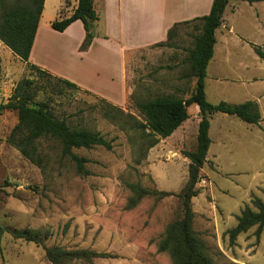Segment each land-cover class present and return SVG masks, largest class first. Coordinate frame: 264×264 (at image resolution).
<instances>
[{"label": "rangeland", "instance_id": "374dc122", "mask_svg": "<svg viewBox=\"0 0 264 264\" xmlns=\"http://www.w3.org/2000/svg\"><path fill=\"white\" fill-rule=\"evenodd\" d=\"M54 8L55 0H47L43 20ZM199 33L192 24L181 25L167 45L128 55L130 95L119 108L133 119L124 116L113 121L105 117L97 95L51 78L38 79L41 90L35 103L47 102L56 116L99 132L111 142V149L74 150L88 160L89 175L79 174L54 140L39 144L44 169L31 163L7 142L18 122L17 112L6 110L0 115V264H51L41 245L12 236V231L25 228L49 230L46 246L90 248L113 255L93 264H173L168 253L159 251L158 242L165 226L179 216L178 198L146 197L136 208L127 209L132 196L128 184L179 193L190 163L183 151L196 148V132L184 141H160L143 156L138 150L141 132L131 124L143 119L138 102L158 95H190L195 79L188 76L189 64L184 59ZM0 50L7 61L0 64V103L6 104L22 79L37 75L21 60L8 56L1 41ZM195 111V106L189 108L191 116ZM221 161L220 168L206 163L201 169L199 194L193 198L194 229L206 242L214 264H264V229L259 239L254 227L234 244L227 234L253 197L264 200L263 147L239 150Z\"/></svg>", "mask_w": 264, "mask_h": 264}, {"label": "trees", "instance_id": "16d2710c", "mask_svg": "<svg viewBox=\"0 0 264 264\" xmlns=\"http://www.w3.org/2000/svg\"><path fill=\"white\" fill-rule=\"evenodd\" d=\"M231 0H213L208 15L198 18L195 30L200 33L194 38V47L189 51L184 62L189 64V77L195 79V85L187 98L171 95H158L153 99L137 103L142 121L131 124L133 129L141 132L143 142L139 151L143 156L149 149L156 146L161 139L170 137L178 127L189 118L187 108L197 105L200 110V121L197 132V144L193 151H183V155L190 160L188 179L179 193L147 188L139 183H129L132 196L128 200L127 209L136 208L144 198L151 197L161 200L165 197L176 196L179 201V216L169 222L164 229L162 238L158 242L160 252L168 253L173 264H214L209 248L194 229L196 212L193 208V198L199 191L201 169L207 162V153L211 144L209 136L210 119L215 113H225L236 116L249 124L261 121L258 104L247 101L241 104L220 102L212 104L207 100L205 80L207 67L213 57L216 43V30L221 26L225 8ZM249 3L264 0H243ZM45 0H0V41L9 48L37 78H24L14 89L8 103H0V115L6 110L16 111L18 122L7 137V142L14 146L21 155L37 167L44 169V157L39 150V144L44 140L58 142L61 154L67 156L76 166L81 175H89L85 164L88 160L74 153L75 149H90L101 146L111 149L112 144L99 132L85 127L73 126L66 118L56 116L47 102L35 103L39 90L38 79L51 78L67 87L77 86L63 78L53 76L49 72L29 62L31 50L35 41L38 24L43 12ZM99 19L93 8V0H78L73 13L66 18L52 22L51 26L57 31H64L70 24L80 20L85 30V40L81 50H87L95 38V22ZM191 22L175 24L168 31V40L155 46H165L172 39L181 25ZM256 53L264 59L263 50L253 45ZM103 111L106 118L116 121L124 116L132 118L121 108L104 99ZM185 105L187 108H185ZM237 224L227 230L229 240L235 243L237 237L256 227L255 235L259 239L264 229V200L258 197L251 199V205H246L236 217ZM15 239H23L41 245L46 260L51 264H73L81 262L93 264L96 259L113 257L107 252H99L90 248L69 249L61 245L46 246L45 241L51 236L49 230L25 228L12 231Z\"/></svg>", "mask_w": 264, "mask_h": 264}, {"label": "crops", "instance_id": "0c3cea01", "mask_svg": "<svg viewBox=\"0 0 264 264\" xmlns=\"http://www.w3.org/2000/svg\"><path fill=\"white\" fill-rule=\"evenodd\" d=\"M46 3L47 0L29 62L123 107L130 95L128 55L166 42L168 31L175 24L191 22L193 27L198 26L197 19L209 14L213 0H93L99 19L95 22V38L87 50H81L86 33L80 20L62 32L51 26L53 21L69 17L78 0H55L54 12L49 10L43 20ZM215 37L205 80L207 100L212 104L254 101L261 121L249 124L225 113L212 115L206 163L214 169L221 167V158H231L236 151L263 147L264 152V59L253 46L264 52V1L231 0ZM1 51L0 64L4 65L7 61ZM6 51L20 61L9 48ZM178 83L184 82L180 79ZM191 106L196 109L193 116L189 114ZM191 106L187 108L189 118L161 142L187 140L195 134L194 130L197 136L200 110L195 104Z\"/></svg>", "mask_w": 264, "mask_h": 264}, {"label": "built area", "instance_id": "2783aa9c", "mask_svg": "<svg viewBox=\"0 0 264 264\" xmlns=\"http://www.w3.org/2000/svg\"><path fill=\"white\" fill-rule=\"evenodd\" d=\"M0 98H2L1 94H0Z\"/></svg>", "mask_w": 264, "mask_h": 264}, {"label": "water", "instance_id": "95a60500", "mask_svg": "<svg viewBox=\"0 0 264 264\" xmlns=\"http://www.w3.org/2000/svg\"><path fill=\"white\" fill-rule=\"evenodd\" d=\"M185 108H187V106L185 105Z\"/></svg>", "mask_w": 264, "mask_h": 264}]
</instances>
